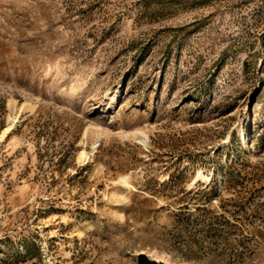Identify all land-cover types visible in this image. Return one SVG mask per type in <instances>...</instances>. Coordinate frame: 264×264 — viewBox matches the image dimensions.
Here are the masks:
<instances>
[{
    "label": "rangeland",
    "instance_id": "1",
    "mask_svg": "<svg viewBox=\"0 0 264 264\" xmlns=\"http://www.w3.org/2000/svg\"><path fill=\"white\" fill-rule=\"evenodd\" d=\"M0 264H264V0H0Z\"/></svg>",
    "mask_w": 264,
    "mask_h": 264
},
{
    "label": "bare ground",
    "instance_id": "2",
    "mask_svg": "<svg viewBox=\"0 0 264 264\" xmlns=\"http://www.w3.org/2000/svg\"><path fill=\"white\" fill-rule=\"evenodd\" d=\"M24 105V104H23ZM10 129V125L5 127L4 130H3V134L5 132H7L8 130ZM136 133V132H135ZM134 133V134H135ZM138 133L140 134V137H139V141H141L143 144L146 143V134L143 132V131H138ZM103 134L102 131H96V135H95V140L92 142V146H91V153L93 152V150L96 148L97 146V143H98V140L100 139L101 135ZM79 159H82V160H85L86 158H88V155H87V152L84 151V150H81L79 152V155H78ZM202 176V172L201 171H198V174H197V178L201 177ZM203 177V176H202Z\"/></svg>",
    "mask_w": 264,
    "mask_h": 264
}]
</instances>
